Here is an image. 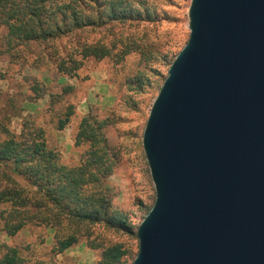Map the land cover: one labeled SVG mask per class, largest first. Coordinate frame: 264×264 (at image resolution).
Returning a JSON list of instances; mask_svg holds the SVG:
<instances>
[{"label": "water", "instance_id": "water-1", "mask_svg": "<svg viewBox=\"0 0 264 264\" xmlns=\"http://www.w3.org/2000/svg\"><path fill=\"white\" fill-rule=\"evenodd\" d=\"M142 133L154 203L131 264H264V0H190Z\"/></svg>", "mask_w": 264, "mask_h": 264}, {"label": "rangeland", "instance_id": "rangeland-1", "mask_svg": "<svg viewBox=\"0 0 264 264\" xmlns=\"http://www.w3.org/2000/svg\"><path fill=\"white\" fill-rule=\"evenodd\" d=\"M140 1L145 2L151 21L81 35V42L114 44L115 49L109 58L85 60L72 78L60 73L55 61V57L73 49L75 41L71 38L56 42L55 57L47 56L50 49L43 54L35 45L0 55V123L16 135L28 121L42 129L47 148L60 156L64 166H78L88 150L87 145L75 146L81 120L91 114L99 121H107L104 136L120 155L106 181L108 195L114 209L123 212L135 226L155 199L141 145L142 133L169 64L188 41L190 5V0ZM5 33L0 28V47ZM128 45L134 48L132 52L117 59L114 55ZM35 83L42 90L39 98L32 90ZM69 108L72 115L59 130V122L65 120ZM98 237L106 243H123L134 254L137 251V241L126 235L97 228L94 238ZM3 244L17 248L30 262H47L54 233L45 226L33 225L13 237L0 231V245ZM99 259L100 251L89 249L84 239L53 257L56 264H99Z\"/></svg>", "mask_w": 264, "mask_h": 264}, {"label": "trees", "instance_id": "trees-1", "mask_svg": "<svg viewBox=\"0 0 264 264\" xmlns=\"http://www.w3.org/2000/svg\"><path fill=\"white\" fill-rule=\"evenodd\" d=\"M144 4L140 0H0V28L6 31L0 55L35 45L43 54L50 49L53 53L47 56L55 57L56 42L71 38L75 41L73 49L58 56V60L55 57V61L57 70L72 78L85 60L109 58L115 49L114 44L81 42V35L145 19L151 21ZM133 49L125 46L114 56L122 59ZM32 90L39 98V83ZM71 115L69 108L65 120L59 122V130ZM106 126L107 121H99L91 114L81 120L75 146L87 145L88 150L78 166L67 167L56 152L47 148L42 129L28 121L16 135L0 123V231L13 237L33 225L45 226L54 233L47 262H30L17 248L3 244L0 264H56L53 257L82 239L89 249L100 251L99 264L132 263L138 247L134 254L123 243L94 238L95 230L102 228L137 241L138 225H132L123 212L114 209L108 195L106 181L120 155L104 136Z\"/></svg>", "mask_w": 264, "mask_h": 264}]
</instances>
